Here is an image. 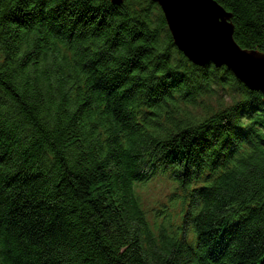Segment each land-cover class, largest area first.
I'll use <instances>...</instances> for the list:
<instances>
[{
	"label": "trees",
	"instance_id": "1",
	"mask_svg": "<svg viewBox=\"0 0 264 264\" xmlns=\"http://www.w3.org/2000/svg\"><path fill=\"white\" fill-rule=\"evenodd\" d=\"M215 1L264 54V0ZM157 177L198 251L150 221ZM0 264H264L262 96L152 0H0Z\"/></svg>",
	"mask_w": 264,
	"mask_h": 264
},
{
	"label": "water",
	"instance_id": "2",
	"mask_svg": "<svg viewBox=\"0 0 264 264\" xmlns=\"http://www.w3.org/2000/svg\"><path fill=\"white\" fill-rule=\"evenodd\" d=\"M119 6L123 0H108ZM161 9L174 46L193 65L226 68L249 91L262 96L264 54L234 40L232 16L215 0H152Z\"/></svg>",
	"mask_w": 264,
	"mask_h": 264
},
{
	"label": "rangeland",
	"instance_id": "3",
	"mask_svg": "<svg viewBox=\"0 0 264 264\" xmlns=\"http://www.w3.org/2000/svg\"><path fill=\"white\" fill-rule=\"evenodd\" d=\"M222 94H219L217 97H223L221 99L224 100L225 97ZM217 101V98H212L209 100V104L215 106ZM175 187L176 185L173 182L169 183L166 178L158 177L155 181L147 184L146 188L139 191V195L145 209L148 211L149 219L152 223H155V219L160 220L165 212H168L166 216H168L171 221H173L175 217H178L179 206H172L174 200L172 195L175 191Z\"/></svg>",
	"mask_w": 264,
	"mask_h": 264
},
{
	"label": "bare ground",
	"instance_id": "4",
	"mask_svg": "<svg viewBox=\"0 0 264 264\" xmlns=\"http://www.w3.org/2000/svg\"><path fill=\"white\" fill-rule=\"evenodd\" d=\"M161 10V9H160ZM162 12V11H161ZM163 14V13H162ZM164 17V16H163Z\"/></svg>",
	"mask_w": 264,
	"mask_h": 264
}]
</instances>
